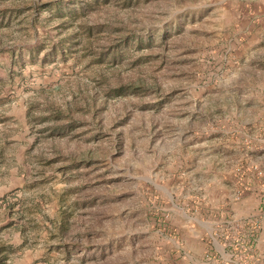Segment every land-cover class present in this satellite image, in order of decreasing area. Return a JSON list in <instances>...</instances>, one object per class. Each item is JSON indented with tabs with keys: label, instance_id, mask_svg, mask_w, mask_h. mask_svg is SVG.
Segmentation results:
<instances>
[{
	"label": "rangeland",
	"instance_id": "obj_1",
	"mask_svg": "<svg viewBox=\"0 0 264 264\" xmlns=\"http://www.w3.org/2000/svg\"><path fill=\"white\" fill-rule=\"evenodd\" d=\"M252 162L264 0H0V264H255Z\"/></svg>",
	"mask_w": 264,
	"mask_h": 264
},
{
	"label": "crops",
	"instance_id": "obj_2",
	"mask_svg": "<svg viewBox=\"0 0 264 264\" xmlns=\"http://www.w3.org/2000/svg\"><path fill=\"white\" fill-rule=\"evenodd\" d=\"M242 113L243 112H241V114ZM236 117H237L238 122L240 121L239 123H241V125L239 123L236 125L238 126H242V125L248 126L249 125V128H252L250 126L252 123V120L251 118L250 119L248 118L247 113L245 114L244 119H239V116H236ZM252 163H255L256 165L247 164L248 167H246L247 170L245 171V174L249 175L245 177L244 179V185H246L245 186V189H246L245 196L239 202H232V205L230 207L231 209H234L233 215L235 216L237 215L235 219H241L245 217L246 215L250 214L252 212L253 207H255L254 204L255 205L257 204L258 207L260 205L259 204L260 201H258V199H259V194L261 190H264V169H263L264 164L262 162H252ZM253 165L255 167H253ZM257 169L261 170L260 173L262 172V174H258L259 172H255ZM235 175L236 174H234V179L236 178ZM230 176L232 180L233 173L230 174ZM225 195H226L225 192L220 190V192L214 195L215 199H213L211 203L213 205H216V203L218 204L226 203ZM254 240L255 241H253V244L250 245L249 247L250 249L253 248L252 249L253 255L252 256L249 255L250 256L249 259L251 258L250 262L252 263L256 262L257 264H264V222L262 223L261 227L257 230V237ZM244 263L245 262H241V264H244Z\"/></svg>",
	"mask_w": 264,
	"mask_h": 264
}]
</instances>
